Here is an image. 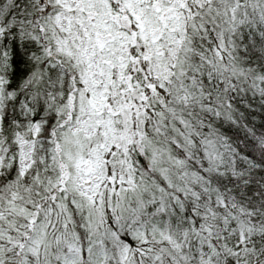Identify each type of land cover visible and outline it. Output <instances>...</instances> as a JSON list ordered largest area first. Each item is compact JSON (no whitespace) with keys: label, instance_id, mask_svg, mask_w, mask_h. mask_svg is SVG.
I'll list each match as a JSON object with an SVG mask.
<instances>
[{"label":"snow or ice","instance_id":"1","mask_svg":"<svg viewBox=\"0 0 264 264\" xmlns=\"http://www.w3.org/2000/svg\"><path fill=\"white\" fill-rule=\"evenodd\" d=\"M0 264H264V0H0Z\"/></svg>","mask_w":264,"mask_h":264}]
</instances>
